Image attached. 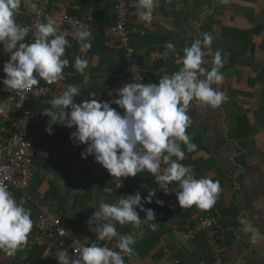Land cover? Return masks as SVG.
Masks as SVG:
<instances>
[{"label": "crops", "instance_id": "obj_1", "mask_svg": "<svg viewBox=\"0 0 264 264\" xmlns=\"http://www.w3.org/2000/svg\"><path fill=\"white\" fill-rule=\"evenodd\" d=\"M60 2L69 5V8L77 6L79 15L87 23L100 20L106 14L104 12L108 14L105 20L109 19L115 5L114 0ZM31 3L37 4V0H21L15 17L18 24L31 21ZM58 9L55 8L53 12ZM130 9L133 12L129 19L130 27L135 31L139 30L132 35L131 43L133 42L140 61L142 59L144 62V70L153 76V83H157L164 75L178 71L182 67L180 60L183 58L184 47L190 46L204 32L214 37L211 52L214 54L219 50L222 53L224 64L221 72L224 80L212 87L224 92L227 100L215 108L196 101L190 103L187 113L191 123L187 134L197 150L188 152L181 142L185 158L180 161L192 169L194 178L219 181L220 192L215 204L208 210L196 206L181 208L182 217L177 218L176 214L179 212L172 213L168 207L156 203L158 190L149 183L147 171L137 173L136 177H128L129 189L122 192L119 177L104 176L106 169L95 162L92 156L87 159H68L61 172L54 171L49 166H38L32 185L26 192L15 194V199L17 202L25 201L23 206L31 210L35 228L41 214L37 201L40 206H58L60 213L75 216L78 223L82 224L80 214L92 216L101 199L113 204L122 196L140 192L143 200L149 190L157 191L153 202L144 204L146 209L154 210L155 221L144 222L138 228H133L131 224L116 223L120 234H132L136 239L133 246L135 251L129 264H155L166 250L178 254L183 264H210L204 240L200 238L185 241L178 235L192 228L205 214L219 216L222 225L228 230L229 238L223 250L225 264H264V0H157L151 23L142 22L136 16L135 0H131ZM88 19L91 21H86ZM54 23L59 28V23ZM66 32L70 46L66 48L64 55L69 60L68 66L63 70L64 78L51 85L40 81L38 85L46 88L49 96L46 98L47 102L41 101L45 97L41 98L35 104L36 107L41 104L49 105L48 101L65 91L68 84L81 89L80 94L75 97L76 103L91 98L102 102L118 98L115 96L116 90L128 84V80L125 79L122 83L118 78L120 72H125L122 62L124 57L115 48L118 42L106 36V45L109 47L106 50L97 45L99 42L96 43V38L92 36L91 48L82 51L75 39V31L66 29ZM169 42L175 45L176 51L165 55L168 52L165 44ZM158 55L164 58L153 63L152 59H156ZM77 56L89 62L83 75L73 67ZM9 57L10 54L0 45V80L5 78L3 65ZM204 59V67L210 69L213 66V56L206 55ZM10 95L11 89L0 83V103ZM111 106L123 112L117 105ZM47 107L49 109L50 105ZM243 117H247L249 127L245 131L250 134L238 139L235 137L238 122ZM4 125L0 117V132L4 130ZM54 127L61 131L65 129L68 134L75 131V128L68 129L59 124ZM58 142L64 158V142ZM75 145L76 142L72 146ZM171 185L175 193L180 191L178 182H172ZM60 187L63 191L75 193V198L69 197V193L62 192L61 195ZM86 187L92 188L91 197L96 199L90 205L86 203ZM139 215L141 220L145 219L144 213ZM83 223L90 228L88 221ZM152 223H156V231L149 227ZM92 231L94 235L87 239L91 243L95 240L94 225ZM20 251L18 248L17 254L12 256L0 251V264H31L25 262L27 254Z\"/></svg>", "mask_w": 264, "mask_h": 264}, {"label": "clouds", "instance_id": "obj_2", "mask_svg": "<svg viewBox=\"0 0 264 264\" xmlns=\"http://www.w3.org/2000/svg\"><path fill=\"white\" fill-rule=\"evenodd\" d=\"M135 4V14L139 20L151 23L157 0H135ZM20 6L21 0H0V45L10 54L3 65L5 78L0 83L11 90L27 91L41 80L51 85L64 78L63 70L69 64L64 55L70 45L63 33L58 34L57 26L51 20L36 25L35 38L30 43L24 42L31 28L17 23L15 17ZM30 10L39 14L35 3L30 4ZM73 27L81 50H89L91 37L99 34L79 21H74ZM213 39L210 33H202L190 46L184 47L180 60L182 67L178 71L164 75L157 83L147 80L146 84H125L116 90L115 96L118 98L110 101L91 98L76 103L75 97L81 89L68 84L65 91L48 101L50 108L43 115H51L52 122L45 131L53 134L52 125L56 124L68 129L75 128L70 139L77 145H86L81 157H94L95 162L102 165L111 177H136L137 173L147 171L154 176L155 183H179L180 191L175 196L181 208L196 206L202 210L210 209L220 192L219 181L194 178L192 169L180 161L185 158L181 142L188 152L197 150L187 134L191 123L187 113L190 103L196 101L215 108L227 100L224 92L212 87L224 80L221 72L224 64L222 53L218 50L213 54L210 50ZM165 48L168 50L165 55L176 51L175 45L170 42L165 44ZM119 49L126 51L121 45ZM136 54L145 76L140 56ZM206 55L213 56L210 69L204 67ZM126 58L127 54L124 55ZM88 64L87 59L77 56L73 67L83 75ZM123 66L126 70V64L123 63ZM112 104L123 112L117 111ZM162 164L167 166L160 174ZM156 193L149 190L142 200L140 192H136L120 197L113 204L101 199L88 220L91 230L95 226V240L88 246H82L74 259L69 257L67 251H60L58 264H125L124 257L134 254L136 239L132 234H120L116 223L138 228L144 222L155 221L154 210L146 209L144 204H151ZM156 203L163 204L159 199ZM23 205V200L17 202L8 188L0 184V251L8 256L26 245L28 236L34 234V230L31 232V210ZM141 212L145 214L144 220L140 218ZM149 227L152 231L157 230L156 223ZM222 229V236L225 237L223 246H226V227L222 225ZM114 238L119 251L98 243ZM223 262L225 264L224 258Z\"/></svg>", "mask_w": 264, "mask_h": 264}, {"label": "built area", "instance_id": "obj_3", "mask_svg": "<svg viewBox=\"0 0 264 264\" xmlns=\"http://www.w3.org/2000/svg\"><path fill=\"white\" fill-rule=\"evenodd\" d=\"M113 15L114 25L91 26L81 19H72L68 14L69 5H65L60 0H37L39 14L32 11V18L28 27L31 28L29 35L24 42H31L35 38L36 25L57 21L59 24L58 34H67L66 29H74V21L91 27L96 34H105L115 42H120L121 48L130 49L133 47L131 37L137 34L130 28L129 19L131 9L129 0H115ZM59 8L57 12H53ZM108 26V27H107ZM128 52L127 55H129ZM136 55L134 71L137 72L133 82L148 83L143 76L140 62L136 51L131 52V59ZM49 96L46 88L39 85L31 90H11L10 97L0 103V117L4 121V130L0 134V184L5 185L14 196L18 192H26L36 178V169L43 165L45 168H53L54 171L61 172L64 169L66 158L62 156V150L56 139L58 132L52 129L53 134L49 135L45 129L47 119L32 112V107L41 98ZM86 145L68 146L64 145V154L79 152L84 150ZM165 166L161 165L160 174H163ZM159 189L163 192V200L167 207L175 209L174 193L171 184H160ZM38 206L41 211L35 224L33 242L45 247V255L55 259L56 263L60 251H67L69 257L74 259L78 255V250L82 246H88L91 242L87 239L92 236V230L85 223H78V218L65 213H60L58 206L44 205ZM63 230V231H60ZM203 234L210 243L214 254L211 264H224L221 246L225 243L222 236L223 229L220 217L213 214H205L199 219V223L188 231L178 233L185 241H191ZM91 239V238H89ZM117 240L102 241L101 245H106L115 251ZM222 255V256H221ZM125 264H129L130 257L125 256ZM155 264H180L176 259V253L166 250L165 255L156 261Z\"/></svg>", "mask_w": 264, "mask_h": 264}, {"label": "trees", "instance_id": "obj_4", "mask_svg": "<svg viewBox=\"0 0 264 264\" xmlns=\"http://www.w3.org/2000/svg\"><path fill=\"white\" fill-rule=\"evenodd\" d=\"M129 5H131V0H129ZM108 9V8H107ZM106 9V10H107ZM106 13V14H105ZM68 14L72 17V19H81V20H84L83 19V16H81V15H79V13H78V9H77V6H75L74 8H69L68 9ZM104 16H101V19L100 20H98V21H95V23L96 24H101V25H114L115 24V18H114V15H113V11L111 12V15L109 14V19L107 20H105V18H106V16L108 15L107 14V12H104ZM104 20L106 21V22H104ZM86 21H91L90 19H88V20H86ZM29 24H30V22H28V23H24L23 25H21V26H29ZM131 28V27H130ZM73 30V29H72ZM75 31V30H74ZM106 36H105V34H100L99 36H97V37H94V38H96L95 39V42L97 43V42H99V44H97V45H100L102 48H104V49H108L109 47L106 45V43L108 42V40L105 38ZM132 44H133V42H132ZM119 46H120V42L117 44V45H115V48L116 49H118L120 52H122V54H124V52H123V50H120L119 49ZM125 51V50H124ZM143 64H144V62H143V60L141 59V65H142V67H143ZM121 71H123V70H121ZM145 77H146V79L151 83V82H153L152 81V77L153 76H151L150 74H147L146 73V75H145ZM126 79L128 80V83H131V78H130V76L128 75V76H126ZM119 80V79H118ZM124 80V79H123ZM48 97V96H47ZM47 97H45V99L43 98V99H41V101H43V102H47ZM75 101H76V98H75ZM47 106H49V105H46V106H44L43 104H41L40 106H38V107H36V105H34L33 107H32V112L34 113V114H36V115H39V116H41V117H45L46 119H47V126H49V123H51V121H52V116L51 115H49L48 117L47 116H45V115H43L44 114V112H45V110L48 108ZM43 109V110H42ZM246 127H249V122H248V120H247V117H243L242 119H240L239 120V122H238V130H237V133H236V138H238V139H242V138H244V137H247V136H249V132H247V131H245V128ZM54 127V125H52V129L53 130H55V131H57L58 132V135H56V137L58 138V140L59 141H63L64 142V145L65 144H68L69 146H71L72 147V145H74L75 144V141H73V140H71L70 139V134H68L67 133V131L64 129V131H61V129H59V128H55ZM2 133V131L0 132V134ZM61 139V140H60ZM84 150H81V151H79V152H77V153H75V152H72V151H70L69 153H66V154H64V157L66 158V161H68V159L70 160L71 158H73V157H81V153L83 152ZM163 166H167V165H164V164H162ZM104 176H106L107 178H112L111 176H110V174L107 172V170H106V172H105V174H104ZM148 176H149V179H150V181H149V183H151L152 185H155L156 187H157V190H158V193H160V189H159V185H158V183H155V178H154V176L151 174V173H149L148 172ZM128 182H130V180H129V178L128 177H119V183H120V185L122 186L121 188H122V192L123 191H125L128 187H129V183ZM128 183V184H127ZM171 184V183H170ZM86 188H88V189H86ZM86 188H84V190H86V197L88 198V199H90L91 198V195H92V188H89V187H86ZM129 189V188H128ZM176 193L174 192V196H173V198H174V205H175V209L173 210V209H171V208H169V209H171V212L173 213H178V214H176V216H177V218H181L182 216H180V214H182L181 213V207L177 204V201H176ZM160 201H162L163 202V207L164 206H166L167 207V205H166V203H165V201L163 200V197L162 196H160V194H159V196L157 197ZM46 201H48V199L46 200ZM83 214H85V213H81L80 214V216H79V218H80V222L81 223H83V222H85V221H88L89 220V218L91 217V216H89V215H83ZM198 223H199V221H198ZM198 223H196L192 228H195V226L198 224ZM192 228H190V229H192ZM190 229H187V230H185V231H188V230H190ZM225 236L227 237V238H229V235H228V230H227V228H226V231H225ZM202 239V240H204L205 241V243H206V245H207V249H208V252H209V257H210V261H214V259L212 258V256L214 255L213 253H212V248L210 247L211 245H210V243L207 241V239L204 237V235L203 234H200V236H198V237H196V239H194V240H191V241H196V240H198V239ZM32 242H33V235H29L28 236V239H27V244L26 245H22L19 249L21 250L20 251V253H26L27 254V257H26V263L28 262V263H31V264H57L56 263V261H55V259H52L51 257H48V256H46L45 255V252H46V248L45 247H42V246H39L38 244H32ZM98 243H102V242H98ZM225 247L226 246H221V254L223 255L224 254V252H223V250L225 249ZM168 251H171V252H174V251H172V250H168ZM17 254V252H15V255ZM165 255V253H163L162 254V256L160 257V258H162L163 256ZM221 255V256H222ZM159 258V259H160ZM176 259H178L179 260V262H180V264H183V261L180 259V257H179V255L178 254H176Z\"/></svg>", "mask_w": 264, "mask_h": 264}, {"label": "rangeland", "instance_id": "obj_5", "mask_svg": "<svg viewBox=\"0 0 264 264\" xmlns=\"http://www.w3.org/2000/svg\"><path fill=\"white\" fill-rule=\"evenodd\" d=\"M114 3H115V0H114ZM133 14V12H131V15ZM91 26H97V24L95 23V22H90L89 23ZM109 26V25H108ZM107 26V27H108ZM135 31V30H134ZM135 32H139V30H137V31H135ZM134 49V53H135V48L134 47H131L130 49H127L126 51H124L123 50V52H124V54H122V52H120V55L122 56V57H124V55H126V54H128V52H130L129 53V55H127V58L126 59H124V60H122V62L124 63V64H126V70H125V72H120L119 74H118V78L119 79H121L120 81H123V79L125 80L126 79V76H130V78H131V82H133V79L136 77V75H137V72L136 71H134L133 73H132V71H133V69H135V62H136V58H135V54H134V57L131 59V52H132V50ZM162 58V56L161 55H158L157 57H156V59H152L153 60V63H155L157 60H159V59H161ZM114 72H116V70L114 71ZM127 80V79H126ZM122 83H124V81L122 82ZM57 140H58V138H56ZM54 173H57V172H53V174ZM60 194L62 195V192L65 194V193H69V197H72V198H75V196H76V194L75 193H72L71 191H63V189L60 187ZM172 191H173V193H174V189H172ZM24 193V192H23ZM159 194H160V196H162L163 197V192L160 190V193H158V196H159ZM86 201V200H85ZM96 202V199L94 198V197H91L90 199H88L87 201H86V203L87 204H91V203H95ZM26 203H25V201H24V205H25ZM96 206V205H95ZM33 229H34V223H33V228H32V230H31V232H33ZM92 234L94 235V233L92 232Z\"/></svg>", "mask_w": 264, "mask_h": 264}]
</instances>
